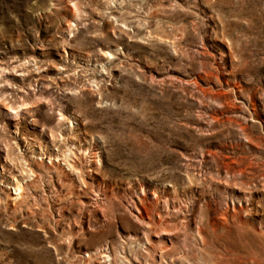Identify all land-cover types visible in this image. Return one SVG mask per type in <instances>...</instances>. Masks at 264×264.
I'll use <instances>...</instances> for the list:
<instances>
[{
    "label": "rangeland",
    "instance_id": "rangeland-1",
    "mask_svg": "<svg viewBox=\"0 0 264 264\" xmlns=\"http://www.w3.org/2000/svg\"><path fill=\"white\" fill-rule=\"evenodd\" d=\"M0 264H264V0H0Z\"/></svg>",
    "mask_w": 264,
    "mask_h": 264
}]
</instances>
